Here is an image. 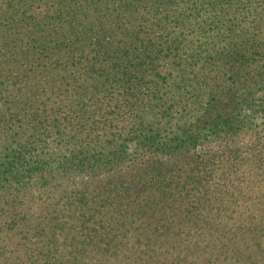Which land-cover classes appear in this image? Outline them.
<instances>
[{"label": "trees", "instance_id": "trees-1", "mask_svg": "<svg viewBox=\"0 0 264 264\" xmlns=\"http://www.w3.org/2000/svg\"><path fill=\"white\" fill-rule=\"evenodd\" d=\"M0 264H264V0H0Z\"/></svg>", "mask_w": 264, "mask_h": 264}]
</instances>
